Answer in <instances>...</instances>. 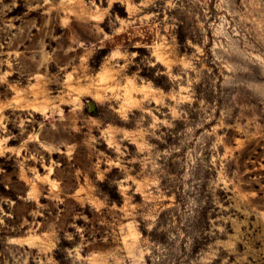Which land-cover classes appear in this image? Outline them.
Segmentation results:
<instances>
[{
	"label": "rangeland",
	"instance_id": "rangeland-1",
	"mask_svg": "<svg viewBox=\"0 0 264 264\" xmlns=\"http://www.w3.org/2000/svg\"><path fill=\"white\" fill-rule=\"evenodd\" d=\"M0 264H264V0H0Z\"/></svg>",
	"mask_w": 264,
	"mask_h": 264
}]
</instances>
